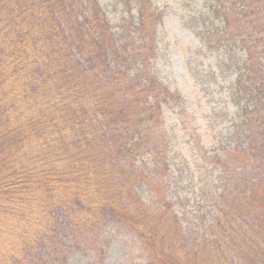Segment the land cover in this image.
Here are the masks:
<instances>
[{"label": "trees", "instance_id": "trees-1", "mask_svg": "<svg viewBox=\"0 0 264 264\" xmlns=\"http://www.w3.org/2000/svg\"><path fill=\"white\" fill-rule=\"evenodd\" d=\"M130 2L131 28L115 31L99 0H0V264H98L113 224L146 264H264V0H213L222 25L201 33L245 52L231 135L245 149L220 168L203 230L168 195L164 109L182 98L150 64L162 17Z\"/></svg>", "mask_w": 264, "mask_h": 264}, {"label": "rangeland", "instance_id": "rangeland-1", "mask_svg": "<svg viewBox=\"0 0 264 264\" xmlns=\"http://www.w3.org/2000/svg\"><path fill=\"white\" fill-rule=\"evenodd\" d=\"M99 2L115 31L123 26L131 28L130 0ZM151 2L162 17L161 24L150 31L153 34L157 30V46L152 47L158 50L149 54L155 80L182 98L179 107L164 109V123L170 131L169 154L165 156V164L170 167L165 165L166 172L170 170L168 195L184 225L203 230L211 222L209 207L213 208L218 198L217 180L224 177L220 168L239 157L242 145L245 149L244 140L231 138L240 108L232 92L245 52L236 48L234 57H229L220 49L206 46L201 36L203 27L208 24L215 29L222 25L216 17L208 19L213 0ZM218 154L224 157L219 163ZM138 190L147 200V185L138 186ZM105 231L98 243V248L105 244L104 253L96 255L98 264H146L143 249L129 229L113 224ZM83 263L72 259V264Z\"/></svg>", "mask_w": 264, "mask_h": 264}]
</instances>
